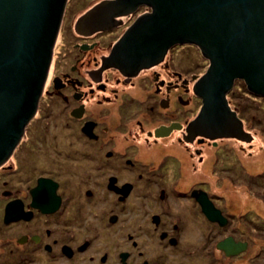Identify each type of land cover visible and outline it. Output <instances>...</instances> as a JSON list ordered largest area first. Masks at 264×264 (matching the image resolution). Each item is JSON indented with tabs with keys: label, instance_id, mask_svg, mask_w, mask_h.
<instances>
[{
	"label": "flooded vegetation",
	"instance_id": "1",
	"mask_svg": "<svg viewBox=\"0 0 264 264\" xmlns=\"http://www.w3.org/2000/svg\"><path fill=\"white\" fill-rule=\"evenodd\" d=\"M130 2L66 1L35 111L0 163V264H254L264 255V220L222 204L206 176L225 141L252 147L232 88L264 95L236 78L225 97L242 130L231 114L215 126L198 119L210 60L193 43L128 60L119 41L152 10ZM202 193L223 224L209 219ZM225 239L245 247L228 253Z\"/></svg>",
	"mask_w": 264,
	"mask_h": 264
},
{
	"label": "water",
	"instance_id": "2",
	"mask_svg": "<svg viewBox=\"0 0 264 264\" xmlns=\"http://www.w3.org/2000/svg\"><path fill=\"white\" fill-rule=\"evenodd\" d=\"M67 0H0V163L18 142L33 115L51 60ZM152 7L122 35L118 51L141 61L176 43L196 44L210 60L199 86L204 98L199 118L224 123L231 114L226 101L236 78L264 95V0H120ZM162 50V51H163ZM209 219L226 221L208 195H196ZM226 252L244 243L225 239Z\"/></svg>",
	"mask_w": 264,
	"mask_h": 264
},
{
	"label": "rangeland",
	"instance_id": "3",
	"mask_svg": "<svg viewBox=\"0 0 264 264\" xmlns=\"http://www.w3.org/2000/svg\"><path fill=\"white\" fill-rule=\"evenodd\" d=\"M249 94L244 85L236 83L229 98L231 99V105L236 106L241 116L242 114L245 116H243L245 118L244 126L254 136L251 141L252 147H248L247 142L225 141L224 146L226 148L223 149L221 163H216L213 167L211 160L208 161L206 176L209 180L208 190L221 195L223 198L222 204H225L226 207L237 214H244L245 211L249 212L248 216L258 223L264 220V176L259 177L260 175H258L264 172V98H255ZM241 109L243 113H241ZM240 145L245 147V151L238 147ZM251 150H253V154L250 156L247 153ZM237 157L242 160L246 169L241 168ZM232 160H237L238 165H235L236 167L231 171L221 173L220 168L222 165ZM217 173H221V176L224 175V177L231 174L234 180L229 181L230 179L225 178L223 182L218 181L215 179ZM239 219L240 217H237L236 220L239 221ZM250 230L256 234V229L251 228ZM259 249L255 248V253ZM262 257H264L263 254L259 257L256 256V259L260 261ZM259 261H255L254 264L262 263H259ZM247 263L246 258L244 261H239V264Z\"/></svg>",
	"mask_w": 264,
	"mask_h": 264
}]
</instances>
